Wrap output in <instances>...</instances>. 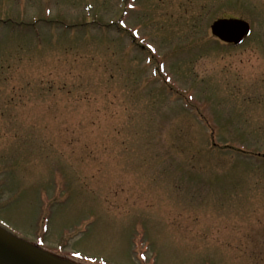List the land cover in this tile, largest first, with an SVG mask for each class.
<instances>
[{"label": "rangeland", "instance_id": "1", "mask_svg": "<svg viewBox=\"0 0 264 264\" xmlns=\"http://www.w3.org/2000/svg\"><path fill=\"white\" fill-rule=\"evenodd\" d=\"M263 78L262 0H0V220L79 264H264Z\"/></svg>", "mask_w": 264, "mask_h": 264}, {"label": "water", "instance_id": "2", "mask_svg": "<svg viewBox=\"0 0 264 264\" xmlns=\"http://www.w3.org/2000/svg\"><path fill=\"white\" fill-rule=\"evenodd\" d=\"M245 27V23L237 20L220 21L214 31L224 39H233L226 35L225 30H236ZM0 264H72L66 260H60L53 255L40 250L25 241L15 237L0 226Z\"/></svg>", "mask_w": 264, "mask_h": 264}, {"label": "flooded vegetation", "instance_id": "3", "mask_svg": "<svg viewBox=\"0 0 264 264\" xmlns=\"http://www.w3.org/2000/svg\"><path fill=\"white\" fill-rule=\"evenodd\" d=\"M250 40V38H246V39H244V41H243V43L242 44H240V45H232V44H225V43H223V42H220L219 40H215V42H219L218 44L221 46V47H223V49H225V50H231V49H241V48H243V46L246 44V42H248ZM264 79V78H263ZM263 79H262V82L264 83V81H263Z\"/></svg>", "mask_w": 264, "mask_h": 264}]
</instances>
